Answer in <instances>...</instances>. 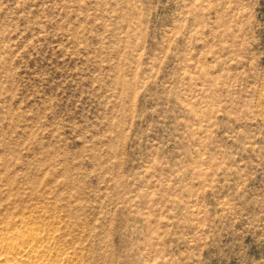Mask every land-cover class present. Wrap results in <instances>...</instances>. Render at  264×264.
<instances>
[{"label":"rangeland","instance_id":"obj_1","mask_svg":"<svg viewBox=\"0 0 264 264\" xmlns=\"http://www.w3.org/2000/svg\"><path fill=\"white\" fill-rule=\"evenodd\" d=\"M24 218L74 264H264V0H0Z\"/></svg>","mask_w":264,"mask_h":264},{"label":"bare ground","instance_id":"obj_2","mask_svg":"<svg viewBox=\"0 0 264 264\" xmlns=\"http://www.w3.org/2000/svg\"><path fill=\"white\" fill-rule=\"evenodd\" d=\"M22 219L0 231V264H74L69 252L55 249L57 229H45Z\"/></svg>","mask_w":264,"mask_h":264}]
</instances>
